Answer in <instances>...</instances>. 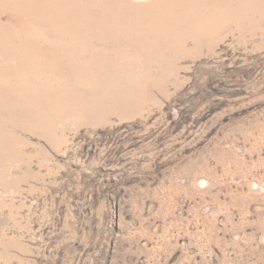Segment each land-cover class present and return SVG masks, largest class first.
Here are the masks:
<instances>
[{
    "label": "rangeland",
    "instance_id": "374dc122",
    "mask_svg": "<svg viewBox=\"0 0 264 264\" xmlns=\"http://www.w3.org/2000/svg\"><path fill=\"white\" fill-rule=\"evenodd\" d=\"M168 2L74 7L97 22L55 58L97 89H0V264H264V0L187 38Z\"/></svg>",
    "mask_w": 264,
    "mask_h": 264
},
{
    "label": "bare ground",
    "instance_id": "6f19581e",
    "mask_svg": "<svg viewBox=\"0 0 264 264\" xmlns=\"http://www.w3.org/2000/svg\"><path fill=\"white\" fill-rule=\"evenodd\" d=\"M126 2V0H123ZM175 7L171 13L163 17V23L172 21L180 22L183 30L179 32L184 38L193 33L200 34L203 29L212 24L220 29L227 26H241L246 19L244 13L251 11L263 0H174ZM118 0H0V48L12 62H6L0 56V89H16L19 93L31 92L37 98L43 95L42 90L34 89H62L69 85L61 77V73H81L84 66L91 65L90 79L91 89H97L94 80L99 77L101 68L97 63L88 61H57L55 54L59 51L69 52V48L63 50L54 47L55 38L72 41L77 33L83 32L93 22H97L91 14L76 15L74 7L80 3L93 13H116L118 18H110L111 22H122L126 13H134L135 9L128 10L115 5ZM168 0H162L161 6H168ZM107 5L116 9L97 11L98 6ZM186 10L185 13L179 12ZM163 12L160 11V14ZM187 15V17H185ZM219 16L217 19H215ZM215 20V21H214ZM151 21H154L152 19ZM117 30L123 31L121 28ZM117 30L114 32L117 33ZM162 40L148 39L146 43L153 41L149 46L154 50L151 57H159L160 50H170L174 45V37L164 29H158ZM108 42V40H106ZM111 42H119L113 40ZM204 45L203 40H197ZM11 43H15L11 45ZM145 43V44H146ZM187 42L182 40L177 44L181 49ZM100 49L97 48V51ZM136 48L131 49L134 55ZM111 54V53H110ZM34 55V57H31ZM106 63L108 59H102ZM13 70L10 75L8 71ZM151 83L156 78L153 72L147 73ZM80 89H85L89 84L86 79L80 78L76 83Z\"/></svg>",
    "mask_w": 264,
    "mask_h": 264
}]
</instances>
